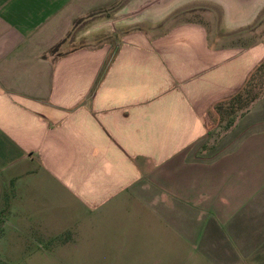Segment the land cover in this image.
Segmentation results:
<instances>
[{
	"label": "crops",
	"instance_id": "0c3cea01",
	"mask_svg": "<svg viewBox=\"0 0 264 264\" xmlns=\"http://www.w3.org/2000/svg\"><path fill=\"white\" fill-rule=\"evenodd\" d=\"M263 10L264 0H0V236L11 258L89 250L107 253L77 260L164 264L165 250V264H264V94L234 119L214 107L264 58Z\"/></svg>",
	"mask_w": 264,
	"mask_h": 264
},
{
	"label": "rangeland",
	"instance_id": "374dc122",
	"mask_svg": "<svg viewBox=\"0 0 264 264\" xmlns=\"http://www.w3.org/2000/svg\"><path fill=\"white\" fill-rule=\"evenodd\" d=\"M139 2H142L144 0H138ZM261 20H264V10L261 12ZM264 32V28L262 29ZM260 70H254V72L252 73L253 75L250 77V79L248 80V82L246 83V85L244 86V88L241 90L240 92V98L237 99L239 104H242V107L246 106V102H248V100L250 98L253 97H257L260 95L264 94V63L262 64V66L259 68ZM242 111V109H236L235 112H233V119L234 117L239 114ZM227 116V115H226ZM232 117H227L226 120H224L222 123H220L219 125L215 126L212 129V132L208 135L207 139L204 141L205 145L207 147H212L214 146L213 140L216 138V136H219L221 133H223L224 131H226L228 129V127L230 126V122L229 119H232ZM0 240H3L2 243H0L3 247L4 253L9 255V263L7 264H15L18 263V260H15L14 258H11V254H10V250H9V244L7 242V236H0ZM79 251H74V250H68L66 252H60V251H56V252H51V251H45V252H39V251H30L29 254V263L30 264H64L65 262L67 264H74V262H78V264H86V262L92 261L91 259H87L86 257L83 258V260L78 261L77 257H79L78 255ZM23 252L18 251L16 252V255H19V257L22 255ZM57 253H63L65 254V256L63 258L66 259V261L63 260H59V257L57 256ZM80 254H96V255H100L102 253H107L104 251H89L87 250L86 252H79ZM15 255V254H14ZM159 258L164 262V264L167 261L166 258V251L165 250H160L159 252ZM71 258V259H70ZM23 259V257H22ZM19 264H21V262H19Z\"/></svg>",
	"mask_w": 264,
	"mask_h": 264
},
{
	"label": "trees",
	"instance_id": "16d2710c",
	"mask_svg": "<svg viewBox=\"0 0 264 264\" xmlns=\"http://www.w3.org/2000/svg\"><path fill=\"white\" fill-rule=\"evenodd\" d=\"M264 63V58L256 65V67L252 70V72H250V74L248 75V77L246 78L244 84L240 87V89H238L234 94H232L230 97L224 99V100H221V101H218L216 104H215V109L216 111H218L221 116L225 113H233L236 111V109H241L243 108L242 107V104H239L237 99L240 98V92L241 90L244 88V86L246 85V83L248 82V80L250 79V77L253 75L252 73L254 72V70L258 69L260 70L259 68L262 66V64ZM255 97L253 98H250L248 100V102H246V105H248V103L253 100ZM246 107V106H245Z\"/></svg>",
	"mask_w": 264,
	"mask_h": 264
}]
</instances>
